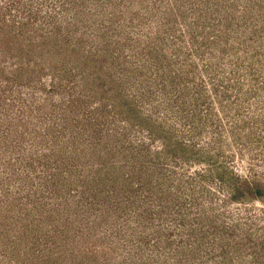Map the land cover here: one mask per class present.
I'll list each match as a JSON object with an SVG mask.
<instances>
[{"label": "rangeland", "instance_id": "obj_1", "mask_svg": "<svg viewBox=\"0 0 264 264\" xmlns=\"http://www.w3.org/2000/svg\"><path fill=\"white\" fill-rule=\"evenodd\" d=\"M243 182L264 0H0V264H264Z\"/></svg>", "mask_w": 264, "mask_h": 264}, {"label": "trees", "instance_id": "obj_2", "mask_svg": "<svg viewBox=\"0 0 264 264\" xmlns=\"http://www.w3.org/2000/svg\"><path fill=\"white\" fill-rule=\"evenodd\" d=\"M179 141V142H178ZM180 143V140H177L176 145L182 146V147H187V144H177ZM242 185L244 186V189H246V191H249L250 193H252V195L254 197H259V196H264V191H262L261 187H259L257 184H250V183H246L244 184V182L242 183Z\"/></svg>", "mask_w": 264, "mask_h": 264}]
</instances>
